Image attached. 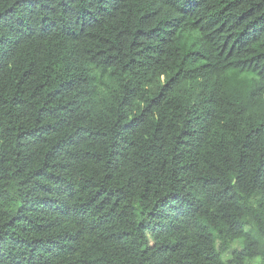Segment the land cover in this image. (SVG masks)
Returning a JSON list of instances; mask_svg holds the SVG:
<instances>
[{"label":"trees","instance_id":"obj_1","mask_svg":"<svg viewBox=\"0 0 264 264\" xmlns=\"http://www.w3.org/2000/svg\"><path fill=\"white\" fill-rule=\"evenodd\" d=\"M0 264H264V0H0Z\"/></svg>","mask_w":264,"mask_h":264}]
</instances>
